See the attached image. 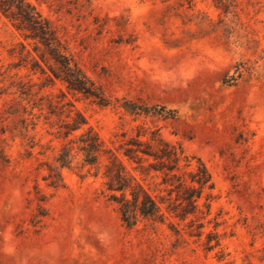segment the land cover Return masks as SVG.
I'll return each instance as SVG.
<instances>
[{
  "label": "rangeland",
  "instance_id": "rangeland-1",
  "mask_svg": "<svg viewBox=\"0 0 264 264\" xmlns=\"http://www.w3.org/2000/svg\"><path fill=\"white\" fill-rule=\"evenodd\" d=\"M26 1L113 103L68 92L0 11V264H264V0H227L228 12L218 0ZM20 43L46 74L22 60ZM123 98L177 113L134 116ZM12 104L35 126L24 130ZM77 111L128 168L122 144L159 129L191 168L205 163L213 197L185 220L166 212L129 228L109 200V154L88 173L76 149L60 168L64 185H50L62 148L82 132L63 134Z\"/></svg>",
  "mask_w": 264,
  "mask_h": 264
},
{
  "label": "trees",
  "instance_id": "trees-1",
  "mask_svg": "<svg viewBox=\"0 0 264 264\" xmlns=\"http://www.w3.org/2000/svg\"><path fill=\"white\" fill-rule=\"evenodd\" d=\"M218 3L226 12L229 11L231 4L227 0H218ZM0 11L26 39L34 41V51L49 64L53 75L65 83L68 92L91 98L100 105L113 103L104 90L88 78L51 22L42 16L35 5L26 0H0ZM15 49L16 47L13 49L14 53ZM18 54L22 60L26 61V58L30 60L32 71L46 74L45 68L25 44L20 43ZM18 66H22V63ZM24 66H27V63ZM236 79V75H227L223 81L227 85H232ZM117 103L134 116L174 118L177 113L176 110L167 109L165 106H150L126 98L117 100ZM6 112L10 115H21L18 122L24 130L36 124L32 112L28 113L30 117L22 115L27 112L24 106L12 104ZM1 118L2 116L0 121ZM86 124V118L79 111L72 117V121L65 123L63 131L65 138H69L78 130L82 132L75 138H70L69 143L62 148L57 157L59 166L51 168L48 175L50 185H64L60 168L72 164L75 158L73 152L76 149L81 154L82 166L88 167V173L92 168H96L98 173L100 156L102 153L109 154L104 172L105 184L110 191L109 200L117 204L121 220L129 228L141 220L164 222L167 218L166 212L185 220L197 213L199 201L206 192L208 200L213 197L211 191L214 189V183L205 163L198 159L196 167L191 168V162L184 150L165 141L159 129L151 132L150 139H143L147 129L141 127L136 136L122 144L123 156L131 165V168H128L116 152L104 147L103 141L94 129L85 128ZM182 161L185 163L182 164ZM206 207L210 211L209 203ZM39 215L43 213L40 212ZM201 227L202 224L199 225V228Z\"/></svg>",
  "mask_w": 264,
  "mask_h": 264
}]
</instances>
